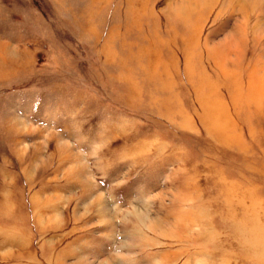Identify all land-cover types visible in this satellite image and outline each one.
Here are the masks:
<instances>
[{
  "label": "rangeland",
  "instance_id": "374dc122",
  "mask_svg": "<svg viewBox=\"0 0 264 264\" xmlns=\"http://www.w3.org/2000/svg\"><path fill=\"white\" fill-rule=\"evenodd\" d=\"M0 264H264V0H0Z\"/></svg>",
  "mask_w": 264,
  "mask_h": 264
}]
</instances>
